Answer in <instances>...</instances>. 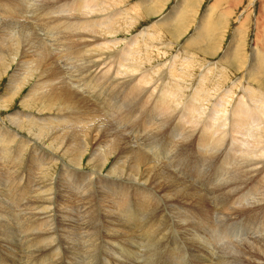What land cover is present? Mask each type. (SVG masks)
Segmentation results:
<instances>
[{"label": "bare ground", "instance_id": "obj_1", "mask_svg": "<svg viewBox=\"0 0 264 264\" xmlns=\"http://www.w3.org/2000/svg\"><path fill=\"white\" fill-rule=\"evenodd\" d=\"M25 2L27 4L26 8L24 7L26 16L29 14L39 15L44 22L42 25L50 27L57 25L56 27L62 28V30L67 24V22L64 23L66 19L68 20L70 16L79 13L83 8L87 9L85 14L81 16L82 21L79 29L82 30L72 34L68 33L71 35L68 40H62L65 36L62 37L63 34L61 33L58 43L61 40L63 42L59 46L50 45L48 46L49 50H43L41 48L42 44H34L35 47L29 45L30 48L25 50L22 56H19L18 49L21 47L19 41L14 37V39L16 38L15 41L11 38L13 42L10 43V40L8 41L10 35L7 31L9 37L6 39L9 45H6V50L9 51H3V46H0V74L10 68L16 60L27 61V63L23 61L20 64V67L25 69V72L21 75L24 77L18 79L16 75H12L11 81L15 83L19 80V83L23 85L32 84L25 105L35 108V112L30 109H25L23 112H20L21 110L17 111L12 115L15 122L11 123L18 129L25 128L31 135L36 137L34 140L28 136L19 135V130H12L11 127H8L9 125H4V120H1L0 124V145L2 146L0 148V188L5 191H0V201L3 205L8 200V206L13 208L12 203L20 204L21 191H27L28 203L25 209L32 213L33 217L31 220L22 221L17 215L15 219L20 221L19 224L13 226L7 223L4 228L5 235L8 237L23 235L21 252L27 254L25 264H41L45 260L43 259L41 262L32 261L30 257V239L27 231H40L46 227L50 229L51 224L60 226L62 239L68 252L70 251L69 260H75L73 264H81V262L83 264H185L187 255L188 257L192 256L196 264H264V216L263 219L254 220L251 224H212V222L202 224L203 219L200 218L195 224H125L122 215L117 214L111 197H108V192L101 186L95 187L96 183L100 181L99 177H103L102 171L107 169L110 158L117 153L116 164L111 167L106 175H103L153 187L159 193H162L167 204L183 201L177 199H185L186 201H183V203L201 207L199 212L202 211L203 215L204 210H206V213L209 211L206 196L184 181V184H178L172 179L173 174L169 173L167 169L156 168L159 165H166L165 162L171 165L175 154L180 150H184L191 145L200 144L203 150L210 154L215 155V149L222 151L218 157H224L225 160L222 159L223 166L221 164L218 166L220 169L218 172L221 177L224 176L230 179L224 192L229 193L233 190L238 193L250 187V194L247 198H253L255 207L262 206L264 204V97H256L249 90L243 95L237 94L235 96L232 88L224 89L221 95L215 96L212 95L213 91L210 89L213 85L209 88L206 77L199 78L196 75L192 79L193 82H196L193 85V92L183 98L181 92L186 86L180 82L185 78H182L183 75L188 76L189 74L188 70H185L181 75L182 72L179 71L177 60H171L164 67H155L156 64L155 68L143 67V64L151 63L152 59L155 58L146 54L150 49L149 44L146 42L149 27L143 29L140 34L135 35L136 37L132 38L133 40L125 43H121L119 39H114V42H112L113 39L106 38L107 35H114L120 31V28L116 26L123 19L118 15L117 5L118 3H124L122 0H0V7L3 6L4 8V5L8 7L10 3L15 5ZM146 6V3L140 5V7H145L143 21L148 20L150 14L154 12ZM58 9H63L67 14L70 11L71 14L68 17H66L67 15H64L65 17H52L51 14ZM79 14H81V11ZM70 19H74V16ZM75 20L77 19L75 18ZM74 23L76 22L74 21ZM23 24L25 25V23ZM12 25L11 27H13ZM75 25H72V28L69 26L71 31L77 28ZM0 26L4 28L5 24L2 23ZM74 27L76 28L73 29ZM46 28H44L45 31ZM134 28V26H129L127 29L132 31ZM18 32H21V29ZM22 32H25V30L23 29ZM31 35L33 36V34ZM38 38L40 39V36ZM26 39H29V43H31L32 40L30 41L28 35ZM75 39L84 41L81 44L83 46L79 48L80 52L75 50ZM97 40H103L104 43L99 44ZM52 41L55 42V40ZM34 42L36 43L37 40H34ZM90 48H92L90 50L92 55H89L90 52L87 53ZM55 51L57 55L61 56L60 58L67 61V69H61L59 64L55 65V63L49 62L51 52L53 54ZM101 53L105 55V58L102 61H97L96 56ZM11 54H13V58L8 61ZM28 56L29 59H26ZM159 56L157 55V57ZM6 61L8 62L6 63ZM110 61H114V64L120 62V64L117 63L118 66L117 64L113 66ZM108 62L111 65H107L109 67L106 68L104 65ZM112 66L114 72H111ZM125 66H128V68L124 71L122 69ZM254 67L257 68L258 66H253V70ZM38 69H40L39 78H44L45 81H41V79L40 82L30 80ZM57 69L62 70L63 75H60L59 72L61 71L58 72ZM120 74L123 76L122 78L118 77ZM155 75L158 76L157 79H155ZM209 77L207 78L209 79ZM71 84L75 86H71ZM212 84L214 83L212 82ZM150 85L151 87H149ZM206 85L208 87L205 88ZM214 88L215 94H220L218 85ZM89 91H93L99 97L100 105L92 103L91 99L85 97V94L88 95ZM210 97H215L214 99L218 100L212 101V105L220 106L221 109L219 110L224 114H228L226 108L231 102H234L232 106L230 105L232 108L229 107L231 109H229L230 116H223L225 122L219 120L221 123H216L215 109H211L209 112L206 110L205 117L201 118L202 102ZM13 98L12 96L9 99ZM249 99L253 100L254 105L249 103ZM104 104L105 106L117 108L124 117H129L132 113L138 111L143 115V119L148 120V123L142 129L135 130L133 132L135 136H131L130 141H127V135L119 133L115 127L118 123L121 124L115 119L119 116V112L116 111L112 114L100 107ZM210 107L212 108V106ZM139 113L133 114L128 121L136 118ZM30 114L32 118L29 117ZM43 115H48L50 118L47 119ZM108 117L111 120L107 119ZM12 118L7 119L12 120ZM50 119H54V121H49ZM67 123H73L74 126L68 128ZM168 123L169 126L166 127ZM149 125L153 127L150 134L143 136ZM136 126L134 125V127ZM125 128L122 126L121 130L125 132ZM171 128H174L175 131V133L170 134L172 141L161 147L163 143H160V139L167 138ZM251 128L257 130L253 132ZM121 130L119 131L121 132ZM99 133L102 135L101 138ZM118 137L120 141L116 143ZM39 140L45 143L51 140L53 148L51 149L48 145V147L46 146L48 149H45L37 145ZM95 140L99 143L95 151L91 152L93 157L90 158L88 164L91 166L89 174L92 176L97 173L98 181H92L90 191L84 193V195L81 194V198L65 177L69 168L65 171L64 179L60 175L63 168L58 174L54 168L60 167V160H62L65 164L82 169L80 162L85 160V155L90 149V141ZM31 141H34V144H31ZM170 145H172V148L168 150ZM226 147L228 149L225 151ZM26 149H29L33 154V160L26 163L30 167H26L23 174L29 173L30 180V173L37 168V179L33 181V184L30 182L32 186H28V183L27 186L20 185L18 187L20 180L24 179V175L19 173L16 176V172H13V170L16 166L18 168L24 166L25 161L20 160V157L23 156L22 154ZM47 158L52 160L51 164H49ZM173 161L180 162L181 160ZM141 165L147 168H143ZM197 177L200 178L201 176L198 175ZM6 180L7 185L1 183V181ZM35 186L38 187L29 190ZM97 195L100 200L104 201L103 208L99 211L100 214L114 222V224H87L83 227H74L75 225L72 223L76 216L74 210L78 203L77 200L80 198L82 200L78 204L94 202ZM73 202L75 206L72 204ZM249 203L250 201L247 200L238 205L244 206ZM52 205L54 207L51 210ZM117 207L128 217L140 219L138 210L129 204L124 192H121L117 197ZM43 219L45 220L41 221ZM176 219L179 223L181 222L179 215L176 216ZM1 222H6L4 216H0ZM163 228L166 232L163 231ZM171 230H179L185 236L180 244L175 245V233L170 232ZM105 234H107L108 241H105ZM176 235L178 234L176 233ZM68 240H71L72 244L68 246L74 248L73 250L67 246ZM45 241L50 244L53 242L51 234ZM38 242L43 243L44 239L40 238ZM15 255L13 254V256ZM15 257L12 258L11 255V261L14 263ZM65 261H62L61 256L57 264H66Z\"/></svg>", "mask_w": 264, "mask_h": 264}, {"label": "rangeland", "instance_id": "obj_2", "mask_svg": "<svg viewBox=\"0 0 264 264\" xmlns=\"http://www.w3.org/2000/svg\"><path fill=\"white\" fill-rule=\"evenodd\" d=\"M61 1H65V0H61ZM122 1L124 3H118L117 5L118 15L123 19L121 23L116 26L117 28H120V31H118L114 35H107L106 38L113 39L112 42H114V39H119L121 43H125L126 41L133 40L136 37L135 35L140 34L143 29L149 27L150 29L148 30L146 35L147 38L146 42L149 44L150 49L146 54L153 56L155 58L152 59L151 62L152 64L151 63L143 64V67L144 68H151V67L155 68L157 66L164 67L165 64L166 65L169 64L171 60L173 59L177 60L179 71L182 72L181 75H183V71L185 70H188V74H189L188 76L187 75L182 76V78L185 77L184 78L185 82L183 79H182L183 81L180 82L181 84L183 83L182 85L185 84L186 86L184 87L185 89L183 88L181 92L183 98H185L186 96L190 95L191 92H193L194 90L193 85L196 82H193L192 79L196 75H198L199 78L206 77V80H208L209 82V88L210 86L213 85L210 89H212L211 91H213L212 95L215 96L221 95L222 90L224 89L228 90L232 88L235 96H237V94L243 95L246 93L247 90H249L253 92L256 97H261V96L264 97V0H122ZM144 3L147 4L146 6L147 8L154 11L153 13L150 14L149 19L146 21H143L145 7H140V5ZM15 5L10 3V5L8 6L9 8L6 5H4V8L3 6L0 7L1 8L0 24L2 23L5 24L4 28L3 26H0L1 28L0 46L1 45L3 46L4 48L3 51H9L6 50L7 48L6 45H9L8 42L9 40L10 43H12L13 42L12 39L16 37L17 39L16 38L15 39L19 41V45L21 46V47L19 46L20 48L18 49L20 52V53L18 52L19 56L20 55L22 56L25 50L29 49L32 46L35 47V45L42 44L41 48L43 50H49L48 46L50 45L59 46V44L63 42L62 40H68L69 39L68 37H71V35L68 33L72 34L78 32L79 30H82L79 29L82 21L81 16H83L85 14V11L87 10L86 8L81 9L80 10L81 14L84 11L82 15L79 14L80 11L79 13L77 12L75 15L72 14L74 16V19L72 20L70 19L73 16H70L68 20L66 19V21L64 22V23L67 22L64 28L65 30L64 29L62 30V28H57L56 27L57 25L54 27H50L48 25H42V23L44 22L41 20L39 15L35 16V14H29L30 16L29 15L26 16V12H25V8L27 5L26 2ZM120 10L121 12H119ZM7 12L11 14L9 15ZM13 12L16 13L14 14ZM68 13L71 14L70 11H68ZM69 14H67L66 11H64L63 9H58L56 12L52 13L51 16L65 17L64 15H67L66 17H68ZM11 18L13 21L11 20ZM75 18L77 20H75ZM8 19H10L11 21L9 20L10 21L9 22ZM18 20H20L21 22ZM73 20L77 24L74 23ZM23 23H25V25L28 24L29 26L28 25L25 26ZM11 25L13 27H11ZM72 25L73 26L75 25L77 27V28L76 27L73 28V29L76 28L74 31H71V28L73 27ZM69 26H71V28ZM129 26H134L135 28L132 31H129L127 29ZM9 27L11 28V30ZM45 27H47L46 31L44 30ZM28 28L30 30L32 29L35 30L34 31L32 30L33 31L32 32ZM66 28H68L67 30L69 31H67ZM17 29L18 31L21 29V32L24 29L25 32L22 33L18 32L16 31ZM59 29L62 31H60ZM6 31L8 32L10 37ZM10 31L13 32L11 33ZM25 33L30 38V41L32 40L31 43H29V39L28 40L26 39L27 35ZM56 33L58 34V36ZM31 34H33L35 38ZM36 35L37 38L38 36H40V39L39 38L37 39ZM60 35H62V37L63 36L65 37H63L61 42L58 43V40L61 37ZM7 37H9V39ZM6 38L8 39V41ZM33 39L37 40V42L35 43ZM52 40H55V42ZM5 41L7 42L4 43ZM40 41L41 43H39ZM75 42H76V46H75L76 48L75 47L74 48L75 50H77V52H80L79 48L83 46L81 44L84 43V41L82 40L78 41L77 39H75ZM97 42L99 44L104 43L103 40H97ZM26 45L28 46V48ZM91 49L92 48H90L87 51V53L90 52ZM53 54L56 55L54 56ZM53 54L51 52L52 56L50 55L51 58L49 56L48 59L49 62L55 63V65L59 64L61 69H67L68 67L67 61L65 59L60 58L61 56L57 55L56 51L53 52ZM89 55H92V52H90ZM157 55L160 56L157 57ZM12 58H13V54H11V56L8 58V61ZM104 58L105 55L103 53L98 54L96 56L97 61H102L104 60ZM26 59H29V56ZM8 61H6V63ZM23 61L24 63H27L26 60H16L12 63V66L10 68L6 69L4 73L0 74V124H1V120H4L5 122L3 123L4 125L6 126L9 125L8 127L9 128L11 127L12 130H19V135L28 136L34 140L36 139V137L31 135L25 128L18 129L13 124H11L12 122H15L14 119L12 118V115H14L17 111L19 112L21 110L20 112H23L25 111V109H30L31 111L35 112L34 107H28L25 105V100L27 98V95H29L30 93L29 89L31 90L32 84L29 83L23 85L19 83V80L16 81L15 83L14 81H11L12 75H16L18 79L19 77H24L21 75L23 72H25L24 71L25 69H22L20 67L21 66L20 64H22ZM110 62L112 64L114 61H110ZM117 63L120 64V62H116L115 64L113 63V66L116 65ZM186 63L188 67L189 66L191 67L190 70H189L190 67L188 68L186 66ZM107 65H109V62L104 66L106 68L110 66ZM256 65L258 67L257 68L254 67L253 70L252 67ZM113 66L111 68V72L115 71V70L113 71ZM127 68L128 66H125L123 67L122 70ZM57 70L58 72L59 71L62 72V73L59 72L60 75H63L62 70L60 69ZM28 75L30 76L31 74L29 73ZM156 75H155L156 77L155 79L158 78V76ZM39 76H40V69H38V71L32 76V78L30 77L31 78L30 80L35 82L37 81L40 82L41 79V81H45L44 78H39ZM119 76L121 78L123 77L121 74L118 75V77ZM207 77H209L211 82ZM157 82L159 81L157 80ZM212 82L214 84H212ZM216 85H218V88L220 89L219 90L220 94L217 93L218 95L215 94L214 86L216 87ZM17 86L20 88H18ZM71 86H75V85L71 84ZM149 87H151V85ZM204 87L206 88L208 87V85ZM16 91L18 92V94ZM7 95H9L10 97L13 96L14 98L9 99L10 97ZM85 97L91 99V102L94 104L96 103V105L99 104V102H101L99 97L95 93H93V91H89L88 95L85 94ZM214 98L215 97H210L208 100L205 101L206 103L202 102L201 118L203 119V117H205L204 114L211 111V109L212 110L215 109V116L217 118L216 123L225 122L223 116L229 115L231 110L230 108H232L231 106L234 102H231L230 104L231 106L230 105L227 106L226 111H228V114L227 113L224 114L222 111L219 110L221 109L220 106L216 104L212 105L213 103L212 101L214 100L218 101L217 99ZM249 103L254 105L252 99H249ZM210 106H212V108ZM100 107L107 111H110L112 114L116 111L119 112V116L116 117L115 119L119 121L121 124L118 123V125H115V127L118 129L117 131L119 133L124 134L125 136L127 135L126 136L127 141H130V139L135 136L133 133L135 132V130L142 129L148 123V120L143 119V115L138 111H135L129 117H124L121 115L120 110H118L115 107L105 106V104L104 106H100ZM206 110L207 112H205ZM218 111L220 112V114ZM135 113L136 114L139 113V115L136 118L128 121L129 118ZM43 116L47 119L50 118L48 115H43ZM9 117H11L12 120L7 119ZM29 117L32 118L31 114L29 115ZM107 119H109V117ZM109 120H111V118ZM219 120H221V122ZM49 121H54V119H50ZM78 122H80V120H78ZM66 125L68 128H72L74 126L73 123H67ZM134 125L137 126L134 127ZM122 126L126 127L125 132L121 130ZM168 126L169 123L166 127ZM152 128H153L152 125H149L147 127V131L144 133L143 136L150 134ZM251 129H253V132L257 130L255 128H251ZM119 130H121V132ZM66 131L72 132L71 130H66ZM171 133H175L174 128L170 129L167 138L160 139V143H163L161 147H163L165 143H170L172 141L170 137ZM99 134L98 135L101 138L102 135L101 133ZM116 139L118 141L116 143H119L120 141L119 137ZM51 143H52L51 140H49L48 143L39 140L37 145L42 146L45 149H48L47 147L49 145L50 148L52 149L53 144ZM98 143L99 142L97 140L93 142L90 141L89 143L90 152L88 151L86 153L84 162L83 161L80 162L82 165V169L74 168L68 164H65L62 160H60V165H59L60 167L54 168L57 174L63 168V170L60 172V175L62 176L63 179H64L65 171L69 168L67 170V175L65 177L67 180H69V184L73 187L74 191H77L80 197L81 194L84 195V193L90 191V187H91L90 184L92 181H98L97 173L93 174L92 176L89 174V171H91L90 168L91 166H89L88 164L90 158L93 157V154L91 152L95 151V149L97 148L96 146H98ZM31 144H34V141H31ZM1 147L2 146L0 145V148ZM171 148L172 145L168 147V150H171ZM227 149L228 147L225 148V151ZM221 152L222 151L220 149H215V155L210 154L205 152L200 144H195V146L192 145L188 146L184 150H180L177 154H175L173 160H181L180 162L178 161L175 162L172 160L171 165L165 162L166 165H161V166L159 165L160 167L159 166L156 167L160 169H167L169 173L173 174L172 179H174L178 184H184V182L188 183L189 185L194 186L195 189L201 191L206 196V202L208 204L209 211L206 213V210H204L203 215H202V211L199 212L201 207L197 205H190V203L185 204L183 203V201H186L185 199H177L183 201L180 202L175 201L174 203L167 204L166 201L164 200V196L162 195V193L161 192L159 193V191H157L153 187L144 186L134 181H127L120 178H112L105 176L107 172L111 169V167L116 164L117 153L114 154L112 158H110V161L106 167L107 169L102 171L103 174L105 175L102 174L103 177H99L100 181L96 183L95 187L101 186L104 190L108 192V197H111V201L114 204V208L116 209L117 214L122 215L124 219L123 222L125 224H167V225L195 224V222L198 221L199 218L203 219L202 224L205 222H212V224H230V223L251 224L252 221L254 220L263 219L264 204L262 206L255 207L253 204V198H247L250 194V187L247 188L245 191L238 193H235L233 190L229 193L224 192L227 183L230 181V179L224 176L221 177V175L218 172L220 170L218 166L220 164L223 166V161L225 160L224 157L221 156L218 157V155H220ZM22 155L23 156L20 157V160L25 161V163L24 166L22 165L20 168L16 166V168L13 170V172H16V176L19 173L23 174L24 169H26V167H30V165L26 163L33 160L32 157L33 154L29 149H26ZM48 161L49 164L52 163V160L48 159ZM141 166L143 168H147L144 165ZM157 171H159V169H157ZM37 172H38L37 168L32 170V172L30 173V177L32 178V180L30 178L31 181L29 180V176H28L29 173H25L23 174L24 179H21L19 184L16 182L15 183L18 184V187L20 185L27 186L28 183H29L28 186H32L33 181L37 179V175H36ZM198 175H200L201 177L198 178L197 177ZM1 183L7 185V180L1 181ZM36 187L38 186L32 187L29 190H33ZM3 188L6 189L5 186H3ZM0 189L1 192H5L2 188ZM121 192L125 193L129 204L133 208L138 210L140 219H132L128 217L117 207V197L120 195ZM20 198L21 201L19 200L20 204L18 205V203L17 204L12 203V201L8 197L10 202L14 205L13 208L8 206L9 201L7 199H6L7 201L4 202L3 205L0 201V205H1L0 216H4L6 218V222L0 223V264H25L26 262L25 260H27L26 257L27 254L25 252H21L22 249L21 243L24 240L23 235L19 234L18 237L13 235L11 237L10 236L8 237L5 235L4 232L5 230L4 228L6 227L7 223L12 224L13 226L19 224L20 221H17V219H15V216L17 215L20 217V220L22 221H27V219L31 220V218H33L31 215L32 213H29V211L25 209L28 203L27 191L22 190ZM81 198L77 200L78 203L79 201H82ZM247 200L250 201L249 204H246L244 206L238 205L239 203H244ZM143 202H145V204H143ZM78 203L76 204L74 210L76 214V216L74 217V221L72 223L75 225L74 227L77 226L83 227L87 224H114V222L110 221L109 219L105 218L102 214H100L99 211H101V209L103 208L104 201L100 200L98 195L95 196L94 202L80 203V204ZM72 204L75 206L74 202ZM53 207L54 205H52L51 210L53 209ZM175 213L179 215V219L181 221L180 223L177 221L176 219L177 215ZM44 220L45 219L41 221ZM163 231L166 232L165 228H163ZM78 232L79 230L77 231V233ZM170 232L175 233V234L173 233L174 240H176L175 245L180 244V242H182L185 238V236H183V233L179 230L177 231L171 230ZM176 233L178 235H176ZM27 234L29 235L28 238L30 239L29 241L30 257L32 258L33 262H41L43 259H45L41 264H57L60 261L61 256H62V261L66 260L65 261L66 264H73L75 262V260L73 261L69 260L70 251L68 252L66 248V244L62 239V231L60 230L59 225L53 226L51 224L50 229L46 227L40 231L29 230L27 231ZM50 234L53 239V242L51 244L45 241V239L49 238ZM178 237L179 239H177ZM40 238L44 239L43 243L38 242ZM105 241H108L107 234H105ZM69 244H72L71 240H68L67 246ZM70 249L73 250L74 248H70ZM13 251L15 252L13 253ZM13 254H16L15 255L16 257L13 256ZM11 255L12 258L15 257L16 259L15 263L11 261ZM189 257L188 255L187 258L185 257V264H189V263L196 264L193 261L192 256L190 258ZM81 264L83 263L81 262Z\"/></svg>", "mask_w": 264, "mask_h": 264}]
</instances>
